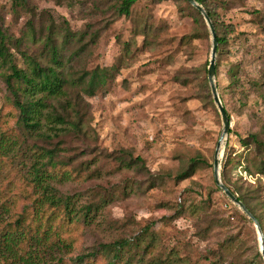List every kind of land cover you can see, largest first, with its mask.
Returning a JSON list of instances; mask_svg holds the SVG:
<instances>
[{"label":"rangeland","instance_id":"1","mask_svg":"<svg viewBox=\"0 0 264 264\" xmlns=\"http://www.w3.org/2000/svg\"><path fill=\"white\" fill-rule=\"evenodd\" d=\"M119 2L25 0L14 7L13 0H0V25L12 37L26 35L29 22L38 34L51 25L59 45L70 35L63 49L67 77L109 68L105 84L94 96L84 97L87 134H64L45 143L17 125L18 112L4 80L7 69L0 65V131L26 139L23 148L57 143L61 159H72L69 167L89 163L83 175L55 184L61 192L113 197L94 224L72 234L71 255L152 233L155 240L145 260L264 264L253 222L214 179L222 121L207 78L212 44L203 15L186 0H136L125 16L117 12ZM202 6L214 12L218 33L227 39L216 54L214 75L230 117L220 171L230 156L223 179L260 215L264 230V149L252 139L264 143V0H203ZM24 42L28 55L18 58L17 65L37 74L46 61L40 54L42 43L28 35ZM231 68L237 70V84L232 83ZM118 154L139 156L146 168H122L114 158ZM193 157L203 162L190 169ZM19 161L15 164L21 172L5 171L9 176L4 181L0 176L2 188L8 179L14 183L13 195L20 197L17 211L31 192L20 177L31 161ZM186 170L188 176L176 178Z\"/></svg>","mask_w":264,"mask_h":264},{"label":"trees","instance_id":"2","mask_svg":"<svg viewBox=\"0 0 264 264\" xmlns=\"http://www.w3.org/2000/svg\"><path fill=\"white\" fill-rule=\"evenodd\" d=\"M135 1L120 0L117 12L128 16L130 7ZM196 1L203 5V0ZM13 5L14 7L25 5V0H13ZM204 9L215 28L218 42L217 54L227 39L224 34L218 33V26L213 17L214 12L207 7ZM45 29L47 33L43 34L40 28L38 34L29 22L26 35L14 38L0 25V65L7 69L4 80L11 102L18 112L17 125L31 137L51 143V140L64 134H87L88 102L84 97L94 96L105 84L109 68H97L89 73L83 72L76 78L67 77L64 72L63 49L67 42L65 40L71 37L67 34L59 45L57 34L53 33L51 25L45 26ZM27 35L34 43H42L40 54L46 58L37 74L31 73L23 65L20 67L17 65L18 58L24 59L28 55L27 48L22 49ZM82 37L80 36L79 40ZM95 37L96 35L93 34L91 40ZM10 46L17 52L18 57ZM229 71L233 77L232 83L240 82V79L236 77V68H231ZM219 97L221 99V96ZM252 139L258 148L264 149L262 141L256 136H252ZM25 142L26 139L20 140L0 131L2 181L9 176L4 175L5 171L9 174L14 172L15 175L17 171L21 172L15 164L18 158L21 159L19 162L26 159L31 161L25 174L20 175L31 187V192L27 194L28 203L23 205L20 211L16 210L20 197L13 195V181L8 179L4 188L0 185V264H165L162 259H144V254L148 252L155 240V235L152 233L146 235L141 233L132 238H119L99 243L71 255L75 247V237L72 234L80 227L89 228L94 224L104 207L113 201V197L96 192L88 195L81 192L73 194L61 192L55 184L61 185L71 178L83 175L86 170H89V163L69 167L72 159L67 161L61 159V147L57 143L51 147L33 143L23 148ZM244 143L246 144L245 140ZM114 158L119 166L125 169L146 168L144 160L139 156L126 159L123 154H118L114 155ZM202 162L201 158H191L190 169ZM229 162L231 159L227 156L223 168ZM223 168L220 171L221 181L256 217L264 242L260 215L244 197L237 195L227 185L223 179ZM93 172L95 173L92 174L97 175L99 171ZM188 172L190 170L182 171L176 178H184L188 176ZM87 177L91 178L90 173ZM249 220L252 222L251 219ZM135 255L137 257H134ZM258 256H261L260 251Z\"/></svg>","mask_w":264,"mask_h":264},{"label":"water","instance_id":"3","mask_svg":"<svg viewBox=\"0 0 264 264\" xmlns=\"http://www.w3.org/2000/svg\"><path fill=\"white\" fill-rule=\"evenodd\" d=\"M188 1L193 7H195L202 15L203 18L208 26V29L211 34V52H210V59L207 66V78L210 85V90L213 98V102L215 103L221 117L222 121V131L220 134V137L218 139L216 149L214 152V159H213V173H214V179L216 185L225 193L229 199L238 205V207L252 220L255 229L258 233V237L260 240L259 244V251L261 253L262 258L264 259V242H263V234L261 231L260 224L256 217L248 210V208L245 206V204L239 200L231 191L230 189L221 181L220 178V156H221V150L223 145V140L225 139V136L228 133V129L230 127V120L226 113V110L221 102V99L219 97V94L217 92L214 75H215V58H216V48H217V38H216V32L215 28L212 24V21L210 20L206 10L204 7L198 3L196 0H186Z\"/></svg>","mask_w":264,"mask_h":264}]
</instances>
